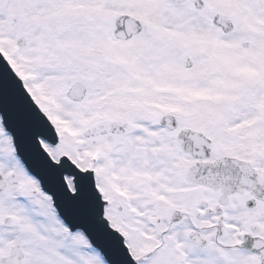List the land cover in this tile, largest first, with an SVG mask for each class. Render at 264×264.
Instances as JSON below:
<instances>
[{"label":"snow or ice","instance_id":"obj_1","mask_svg":"<svg viewBox=\"0 0 264 264\" xmlns=\"http://www.w3.org/2000/svg\"><path fill=\"white\" fill-rule=\"evenodd\" d=\"M0 264H264V0H0Z\"/></svg>","mask_w":264,"mask_h":264}]
</instances>
